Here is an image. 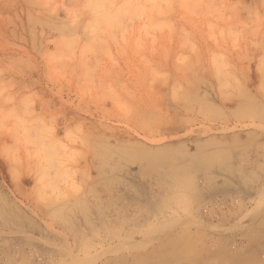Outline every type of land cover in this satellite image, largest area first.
Listing matches in <instances>:
<instances>
[{
	"label": "rangeland",
	"instance_id": "rangeland-1",
	"mask_svg": "<svg viewBox=\"0 0 264 264\" xmlns=\"http://www.w3.org/2000/svg\"><path fill=\"white\" fill-rule=\"evenodd\" d=\"M0 264H264V0H0Z\"/></svg>",
	"mask_w": 264,
	"mask_h": 264
},
{
	"label": "bare ground",
	"instance_id": "bare-ground-1",
	"mask_svg": "<svg viewBox=\"0 0 264 264\" xmlns=\"http://www.w3.org/2000/svg\"><path fill=\"white\" fill-rule=\"evenodd\" d=\"M44 160V159H43ZM263 207V206H262ZM218 209V208H217ZM208 211V210H207ZM156 219V218H155ZM157 220V219H156ZM169 235V234H168ZM217 252V251H216Z\"/></svg>",
	"mask_w": 264,
	"mask_h": 264
}]
</instances>
